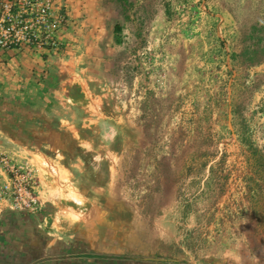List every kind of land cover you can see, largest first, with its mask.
<instances>
[{
  "label": "rangeland",
  "instance_id": "374dc122",
  "mask_svg": "<svg viewBox=\"0 0 264 264\" xmlns=\"http://www.w3.org/2000/svg\"><path fill=\"white\" fill-rule=\"evenodd\" d=\"M56 1L59 59L139 132L116 140L106 204L125 210L95 253L264 264V63L240 55L264 46V0Z\"/></svg>",
  "mask_w": 264,
  "mask_h": 264
},
{
  "label": "crops",
  "instance_id": "0c3cea01",
  "mask_svg": "<svg viewBox=\"0 0 264 264\" xmlns=\"http://www.w3.org/2000/svg\"><path fill=\"white\" fill-rule=\"evenodd\" d=\"M32 52L0 50V151L30 165L44 208L27 215L0 203V264H129L95 251L116 239L122 223L112 213L125 210L106 204L117 173L116 140L123 135L127 143L138 129L105 112L101 95L70 74L58 51L42 52L46 59ZM73 86L82 97L71 94ZM148 262L198 264L158 254Z\"/></svg>",
  "mask_w": 264,
  "mask_h": 264
},
{
  "label": "built area",
  "instance_id": "2783aa9c",
  "mask_svg": "<svg viewBox=\"0 0 264 264\" xmlns=\"http://www.w3.org/2000/svg\"><path fill=\"white\" fill-rule=\"evenodd\" d=\"M68 21V14L56 0H0V50L57 51L65 43ZM0 203L27 215H37L44 208L30 165L2 151Z\"/></svg>",
  "mask_w": 264,
  "mask_h": 264
},
{
  "label": "trees",
  "instance_id": "16d2710c",
  "mask_svg": "<svg viewBox=\"0 0 264 264\" xmlns=\"http://www.w3.org/2000/svg\"><path fill=\"white\" fill-rule=\"evenodd\" d=\"M115 31L116 42L121 43V37L119 36V34L122 32L121 26H116ZM246 39L250 41V46H244V49L240 55L246 58V61L249 62L250 66H256L258 64L264 63V46L261 47L263 40L254 34L246 36L245 40ZM70 92L77 98L83 96V93H81V89L78 86L71 87Z\"/></svg>",
  "mask_w": 264,
  "mask_h": 264
}]
</instances>
